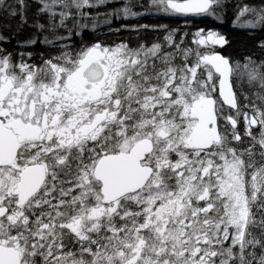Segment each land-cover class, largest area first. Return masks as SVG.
<instances>
[{"label":"snow or ice","instance_id":"6c2138e0","mask_svg":"<svg viewBox=\"0 0 264 264\" xmlns=\"http://www.w3.org/2000/svg\"><path fill=\"white\" fill-rule=\"evenodd\" d=\"M0 264H264V0H0Z\"/></svg>","mask_w":264,"mask_h":264},{"label":"trees","instance_id":"16d2710c","mask_svg":"<svg viewBox=\"0 0 264 264\" xmlns=\"http://www.w3.org/2000/svg\"><path fill=\"white\" fill-rule=\"evenodd\" d=\"M198 23H201V21H197ZM210 21H204L203 23H209ZM234 48L236 47V45L234 44V46H233Z\"/></svg>","mask_w":264,"mask_h":264}]
</instances>
